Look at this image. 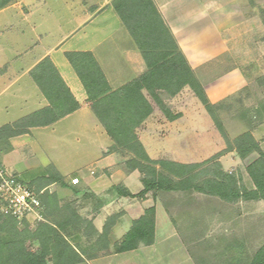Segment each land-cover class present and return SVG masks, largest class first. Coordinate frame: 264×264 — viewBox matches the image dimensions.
Masks as SVG:
<instances>
[{"label":"crops","instance_id":"0c3cea01","mask_svg":"<svg viewBox=\"0 0 264 264\" xmlns=\"http://www.w3.org/2000/svg\"><path fill=\"white\" fill-rule=\"evenodd\" d=\"M111 1L12 0L0 8V126L47 105L29 74L44 57H49L79 103L75 111L57 121L30 127L26 133L11 137V149L0 157L1 167L35 190H54L59 196L69 191L72 199L82 200L76 212L82 216L81 209H86L92 239L97 238L96 232H100L106 219L112 216L106 237L109 246L129 229L132 220L144 209L154 206L152 244L93 257L87 260L89 264H196L188 248L196 243L195 238L205 239L211 221L218 217L223 223H237V219L243 217L242 204L263 202L247 200L224 206L202 193L186 196L175 192L171 193L173 201L167 202L173 212L171 218L161 199L153 198L150 192L143 198H136L109 191L112 185H119L122 190L137 193L142 188L140 174L137 170L126 171L120 155L108 152L111 139L93 114L85 90L65 53L90 51L112 89L145 71L142 57ZM154 2L211 102L237 94L250 84L259 70L264 74V24L261 19L264 0ZM244 62L248 64L242 66ZM164 102L173 113L180 115L174 120L160 118L159 110L154 107L136 129L147 154L154 159L153 151L157 146L162 148L176 133L171 130V123L189 120L196 125L197 119L208 123L206 111L187 86L165 98ZM155 118L166 121V136H158V123L152 121ZM189 131L202 139L190 142V150H202L201 144L208 147L204 132L196 128ZM210 133L216 138L214 132ZM251 133L264 151V121ZM219 137L215 139L217 150L224 147ZM252 156L254 154L240 159L234 151H229L219 156L218 161L225 171L240 172L249 188L251 182L240 165H247ZM179 162L202 160L192 157ZM55 175L61 177L63 185L54 180ZM73 178L78 181L73 183ZM73 237L79 241L78 236ZM173 248L179 249L180 256L167 255L166 251Z\"/></svg>","mask_w":264,"mask_h":264},{"label":"trees","instance_id":"16d2710c","mask_svg":"<svg viewBox=\"0 0 264 264\" xmlns=\"http://www.w3.org/2000/svg\"><path fill=\"white\" fill-rule=\"evenodd\" d=\"M10 1L0 0V8ZM111 5L139 51L145 71L112 89L90 51L65 53L85 90L93 114L111 139L108 152H116L123 158L126 171L137 170L140 174L142 188L137 193L122 190L119 185H112L109 191L136 198H143L150 192L153 198L161 199L171 218L173 212L167 202L173 201L171 193L175 192H182L186 196L202 193L224 206L247 200L262 201L264 204V151L251 133L264 121V100L245 106L244 99L248 97L245 86L234 97L211 102L154 0H112ZM261 19L264 24V10H261ZM29 74L46 98L47 105L0 126V157L11 149V137L26 133L30 127L49 125L79 107L49 57L40 60ZM256 83L264 86V74L256 79ZM185 86L201 103L225 146L206 160L196 163L151 158L136 129L154 107L167 120L176 119L180 114L173 113L164 99L176 95ZM228 99L239 104L240 109L232 117L245 127L234 137L228 135L220 116L222 111L230 112L232 109ZM229 151H234L240 159L256 154L244 166L251 182L249 188L244 184L240 172L225 171L219 163V156ZM53 178L63 185L60 176ZM40 199L42 219L36 221L33 229L25 219L18 220L0 213V264H78L86 257L130 251L140 244L150 245L154 241L155 209L151 206L132 220L129 229L111 246L106 241L113 218L110 216L102 230L96 232L97 238L89 250H81L69 241V236H72L69 228L83 222L89 230L90 221L67 204L64 206L66 212L57 221L49 220V215L57 208L56 196L41 193ZM187 200L190 198L187 197ZM249 236H221L214 254L206 252L199 257L190 253L196 264H264V235L261 243L254 248ZM204 240L195 238L193 246L199 247Z\"/></svg>","mask_w":264,"mask_h":264},{"label":"rangeland","instance_id":"374dc122","mask_svg":"<svg viewBox=\"0 0 264 264\" xmlns=\"http://www.w3.org/2000/svg\"><path fill=\"white\" fill-rule=\"evenodd\" d=\"M242 64H243L242 66H245V64H248V63L244 62ZM262 74H263L262 70H259L257 73H255L253 78L250 80V84L247 86L248 90H247L246 96L248 97L244 99V105L247 107L254 105L260 99L264 100V86H259L256 83V79ZM236 95L237 94H234L231 97H234ZM227 102L231 103L232 109L230 112L222 111L220 113V116L225 125L228 135L230 137H234L237 134L244 131L245 127L240 121H237L232 117L234 112L240 109L239 104H237L236 102H233L231 99H228ZM192 108L193 106L190 105V109ZM175 110L176 108L174 109V111ZM158 114L160 118L161 116L162 118H164L163 115H161L160 111ZM206 116L208 118V121H207L208 123H205L204 121H199L198 119L195 120L196 122H198V124L196 125L190 124L189 120H182V121L171 123L170 125L171 130H174L176 133L172 137V140H169V142L163 145L162 148H160L159 145L157 146L158 147L157 150L153 151V154L156 156V158L162 157V158H168L172 160L183 161V160H188L189 158L194 157V158L204 161L207 158L214 155L216 152H218L219 151L217 150L218 144L215 142L216 141L215 139L220 138L219 137L220 135L217 132L216 128L214 127L213 123L211 122L207 114ZM160 118L159 120H156L155 118V120H152V121L158 123V136L164 137L167 135L168 131H166V129L168 128V126L166 125V121L165 120L163 121ZM194 128L205 133L207 137V142L209 141V145H207L208 147H204V144H201L200 146H203L202 150L198 148L197 149L194 148L191 150L189 149L190 142L192 141L198 142L197 139H199L200 142L202 141V139L200 138V135L194 136L193 134H191V131H189V130H193ZM211 128H213L214 131H211ZM147 130L150 131V129H147ZM210 132H214L216 138H214V136H212ZM255 156L256 154H254V157L253 156L249 157V160H253ZM121 160L123 161V158H121ZM241 166L244 167V164H241L240 167ZM234 169H236V167H234ZM37 191H41V190H37ZM42 193L55 194V196L57 197L56 199L57 208L51 215H49V220H52V221L53 220L57 221L66 212L64 210V206L66 204L68 206L70 205L73 209L77 210L79 209L78 206H80V202H82V200H79L78 202V198L72 199L71 197L72 194L69 191H67V194H64V195L61 194L62 196L57 195V193L54 190L42 191ZM92 204L93 203H91V206ZM241 206L243 210V217H239L237 219V223H223L222 221L218 220V217L215 218V220L211 221L209 227L207 228L205 232V236H206L205 240L201 242L199 247H194L192 245L188 248L191 251V253H193L196 256L198 255L199 257L204 256L206 252L208 254H214V252L217 250L216 249L217 241L221 236H225V237L230 236V235L231 236L232 235L242 236V235L249 234L250 240L253 243V248L256 247L259 243H261L262 236L264 235V205L261 202H251L247 205L242 204ZM81 210L84 212V215H82V217L87 219L88 217L85 214L86 209L82 208ZM247 212H250V215H253V216L250 217L246 215L248 214ZM27 222L29 223L32 229L36 225V221L35 220L33 221V219H29ZM69 231L72 233V236H69V240L73 245L77 246V248L81 250L82 249L89 250V246L92 244V242L95 239V238L92 239L91 237L92 235L91 229L87 230V228H85V224L82 222L76 227H70ZM73 236H78L79 241H76ZM166 253L169 256H174V255L180 256V252L178 248L177 249L173 248L172 250L169 249L168 251H166ZM89 259L90 258L86 257L84 261L78 264H89L87 263V260Z\"/></svg>","mask_w":264,"mask_h":264},{"label":"built area","instance_id":"2783aa9c","mask_svg":"<svg viewBox=\"0 0 264 264\" xmlns=\"http://www.w3.org/2000/svg\"><path fill=\"white\" fill-rule=\"evenodd\" d=\"M73 178L72 182H77ZM34 188L25 184L17 175L7 172L0 167V213L12 216L18 220H29L32 216L33 221L42 219V203L40 194Z\"/></svg>","mask_w":264,"mask_h":264}]
</instances>
